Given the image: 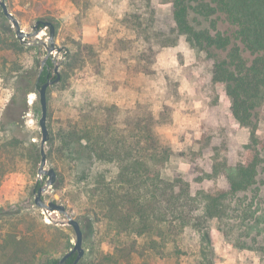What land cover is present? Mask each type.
Masks as SVG:
<instances>
[{
    "label": "trees",
    "instance_id": "16d2710c",
    "mask_svg": "<svg viewBox=\"0 0 264 264\" xmlns=\"http://www.w3.org/2000/svg\"><path fill=\"white\" fill-rule=\"evenodd\" d=\"M74 2L81 42L64 62L63 90L72 72L102 70L98 27L88 12L92 0ZM120 25L132 36L121 49L136 47L130 71L155 75L159 50L185 40L203 52L213 91L196 140L199 148L185 155L186 172L175 171L171 181L162 171L174 151L160 133L170 123V105L157 114L147 103L124 110L114 103L86 101L50 129L53 145L70 150L85 143L91 159L117 168L113 177L98 172L87 188L91 221L106 226L81 264H135L139 259L161 264L169 249L183 255L185 232L201 234L214 221L233 249L249 252L251 264H264V133L257 121L264 101V0H139ZM26 47L0 37L4 68L18 73ZM54 67L50 58L39 73V88L52 80ZM20 145L17 139L0 143V185L17 171ZM43 184L44 179L38 181L35 189ZM105 241L116 243L112 253L100 250ZM44 253L29 238L1 235L2 264H33ZM198 264H216L204 245Z\"/></svg>",
    "mask_w": 264,
    "mask_h": 264
},
{
    "label": "rangeland",
    "instance_id": "374dc122",
    "mask_svg": "<svg viewBox=\"0 0 264 264\" xmlns=\"http://www.w3.org/2000/svg\"><path fill=\"white\" fill-rule=\"evenodd\" d=\"M3 1L27 33L34 32L38 21H49L55 25L56 42L61 52H53L51 56L55 67L50 82L56 81V76L64 71L66 57L81 42L74 0ZM138 1L92 0L88 12L98 27L96 50L102 64L101 73L96 74L92 68L76 70L68 79L65 90L60 75L59 81L47 91V125L50 132L66 117L75 115L86 101L114 103L124 110L137 103H147L157 114L164 105H170V123L160 128V133L174 151L162 171V177L171 181L175 171L186 172L188 160L185 155L199 148L196 140L209 110L213 91L212 73L203 52L193 49L185 40L159 50L155 75L145 76L130 71L127 65L133 61L136 47L131 51L121 49L122 42L132 39V36L121 27L120 19ZM191 19L196 25L193 15ZM15 30L0 8V37L8 44H21ZM49 37V29H44L38 38L27 40V47L20 56V70L18 73L12 72L14 75L4 68L0 59V143L12 139L21 142L16 151L17 171L8 174L0 185V239L1 235L13 232L37 243L45 253L33 264L60 261L76 245L74 229L52 224L35 204V185L43 179L44 184L48 180V177L41 179L38 175L43 136L39 124L42 116L41 88L37 86V80L48 53L43 43L47 44ZM56 68L58 74L55 73ZM257 121L259 130L264 133V101L258 109ZM51 137L50 133V140L45 145L46 169H54L57 177L43 197L47 203L56 202L65 206L68 214L80 223L84 236V261L89 258L94 241L106 226L103 222L94 224L91 221L92 208L87 202V188L98 172L108 171L109 176L113 177L117 168L91 159L85 143L65 150L57 143L53 145ZM57 215L51 214L57 221L63 219ZM115 244L105 241L100 250L112 253ZM203 245L209 249L216 264H251L252 255L233 249L218 221L212 222L201 234L185 232L180 242L183 255L177 257L169 249L161 264H198ZM135 264H150V260L139 259Z\"/></svg>",
    "mask_w": 264,
    "mask_h": 264
},
{
    "label": "water",
    "instance_id": "95a60500",
    "mask_svg": "<svg viewBox=\"0 0 264 264\" xmlns=\"http://www.w3.org/2000/svg\"><path fill=\"white\" fill-rule=\"evenodd\" d=\"M0 7L2 8V11L5 15V17L15 26V34L17 39L20 41L21 44H26L28 39L31 38H38L41 34L42 30L49 29L50 37L48 40V43H43V45L47 48V56L44 59L42 63V69L47 64L48 60L52 56L53 52L60 53L61 49L58 47L56 42V28L55 25L52 22L49 21H38L34 27V32L27 33L25 32L20 23L16 20V18L9 12L6 3L3 0H0ZM55 73L58 74V69H55ZM59 75V74H58ZM60 77L58 76L56 81L48 82L42 86L40 89V102L42 107V116L40 119V128L42 131V145H41V165L38 170V175L41 179L44 177H48V180L43 184L41 187H39L38 190L35 191L36 198H35V204L38 208L44 211V214L48 221H50L52 224L56 226H71L76 234V245L74 249L67 254L65 257H63L58 264H64L73 254H77V257L73 264H79L82 259L85 256V250L83 248V231L81 229V225L77 220H74L67 212V209L65 206L60 205L56 202H46L44 200V193L48 191V189L54 184L57 173L54 169L47 170V154L45 150V145L50 140V132L47 125V118H48V98H47V91L48 88L51 85L56 84L59 81ZM52 213H58V218L63 219L61 220H55L51 214Z\"/></svg>",
    "mask_w": 264,
    "mask_h": 264
},
{
    "label": "flooded vegetation",
    "instance_id": "af4514ba",
    "mask_svg": "<svg viewBox=\"0 0 264 264\" xmlns=\"http://www.w3.org/2000/svg\"><path fill=\"white\" fill-rule=\"evenodd\" d=\"M50 58H51V57H50ZM39 77H40V76H39ZM73 255H74V254H73ZM73 255H72V256H73ZM72 256H71V257H72ZM71 257H70V258H71ZM65 263H66V262H65ZM65 263H64V264H65Z\"/></svg>",
    "mask_w": 264,
    "mask_h": 264
}]
</instances>
